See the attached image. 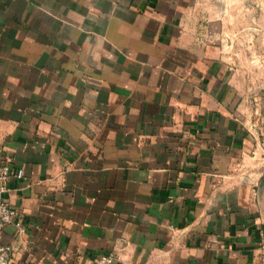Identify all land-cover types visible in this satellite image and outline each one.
Listing matches in <instances>:
<instances>
[{
    "label": "crops",
    "instance_id": "1",
    "mask_svg": "<svg viewBox=\"0 0 264 264\" xmlns=\"http://www.w3.org/2000/svg\"><path fill=\"white\" fill-rule=\"evenodd\" d=\"M232 0H0L13 264H264V79Z\"/></svg>",
    "mask_w": 264,
    "mask_h": 264
},
{
    "label": "rangeland",
    "instance_id": "2",
    "mask_svg": "<svg viewBox=\"0 0 264 264\" xmlns=\"http://www.w3.org/2000/svg\"><path fill=\"white\" fill-rule=\"evenodd\" d=\"M224 49L240 76L252 73L264 79V0H232ZM264 89L263 83L255 85Z\"/></svg>",
    "mask_w": 264,
    "mask_h": 264
},
{
    "label": "built area",
    "instance_id": "3",
    "mask_svg": "<svg viewBox=\"0 0 264 264\" xmlns=\"http://www.w3.org/2000/svg\"><path fill=\"white\" fill-rule=\"evenodd\" d=\"M22 174V168H13L10 165L9 160L4 159L0 161V228L4 224L13 225L18 232H22L25 229L21 213L10 205L4 197V192L7 189V182L11 175L20 176ZM115 257L114 252L109 251L107 253H99L94 258V264H111ZM0 264H13L11 260V250L8 245L0 242Z\"/></svg>",
    "mask_w": 264,
    "mask_h": 264
}]
</instances>
